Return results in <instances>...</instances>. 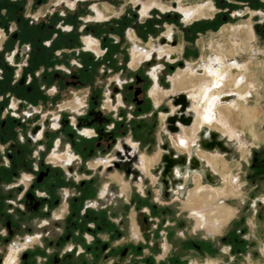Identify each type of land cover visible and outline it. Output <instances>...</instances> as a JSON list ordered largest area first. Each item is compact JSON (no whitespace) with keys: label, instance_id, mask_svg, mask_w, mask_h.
Wrapping results in <instances>:
<instances>
[{"label":"rangeland","instance_id":"rangeland-1","mask_svg":"<svg viewBox=\"0 0 264 264\" xmlns=\"http://www.w3.org/2000/svg\"><path fill=\"white\" fill-rule=\"evenodd\" d=\"M171 1L153 2L166 11L171 8ZM200 4L201 1L197 0L183 7L192 8ZM202 4L212 3L206 0ZM216 9L211 17L217 11V14H222L219 7ZM234 14H239V18H232L224 24L219 17L213 28L196 34L192 32L188 36L184 35L185 30L171 21H166L162 31L145 42L134 41L135 36L132 35V44H121L114 49L110 59L100 60L101 65L93 69L84 89L69 88L53 98L54 105L49 107L52 115L58 113L59 107L69 109L78 97L86 104L88 96L97 94L99 105L95 106L93 115H86L83 120L88 124L85 128L94 134L92 138L80 136L69 125L67 133L70 136L62 140L56 154H65L66 149L75 143L77 149L73 152L78 161L68 169L66 165L58 164L62 166L57 168L58 179L55 174L52 176L56 178H46L56 182L57 188L49 189L44 182L37 185L49 190L54 200L59 201L58 205L50 207L41 202L39 210L32 212V205L26 198L17 201L21 192L17 197L15 189H12L11 200L3 195L0 201V264H6L12 250L18 251L14 264H224L226 245L230 247V255L236 257V264H264V40L256 34V19L251 12L246 17H242L240 11ZM191 22L182 20L184 25ZM233 27L252 28L253 35L237 37L230 32L231 37H222L223 51H211L213 45L221 43L222 29ZM170 34L183 51L176 54L177 62L173 65L165 58L159 61L163 69L158 83L163 91L172 89L171 78L175 74L176 78H196L193 71L218 51L224 66L234 62L242 67L239 74L245 77L248 88L251 87L247 89L251 96L246 104L253 108V113L247 124L242 123L241 114L232 116L230 122L235 121V124L232 123L233 127L229 129L222 114L217 112V123L226 133L223 138L230 146V152L223 153L222 159L218 158L223 166L224 163L227 165L226 170L220 167L216 171L204 162L203 170L212 173L214 185L203 180L196 186L193 176L188 180L182 177L178 185L182 189L172 190L167 198L160 195L159 169L162 163L159 161V146L168 144L172 148L171 140L178 141L179 138L170 136L161 118L162 114L173 112L171 99L166 97L156 105L150 96L153 86L150 73L159 63L154 58L162 45L160 38ZM135 46L151 51L153 57L136 70L130 67ZM229 50L233 51L232 56L228 55ZM88 65L92 66V63L87 62ZM187 65L193 71H178ZM232 73L237 71L234 69ZM178 91L188 92L191 96L197 95L199 88L178 89L173 94ZM119 95L122 103H119ZM164 95L159 93L158 99ZM233 100L237 101L238 97ZM191 103L197 104L198 100ZM33 121V118L26 121L24 137L29 134ZM42 121L43 118L39 122ZM185 132L189 138H186L187 145L181 147L187 156L189 151L193 153L196 150L192 140L195 131L186 129L182 136ZM50 138L48 135L45 140ZM176 143L173 142L174 149L178 145ZM26 144L23 146L33 153L28 163L30 168L38 161L34 152L37 148L30 149ZM131 144H135L133 151ZM40 145L46 149L39 157L44 163H53L54 166L52 145L46 146L44 141ZM121 148L128 149L136 159L119 167L115 159ZM143 157L151 160L153 176L145 171ZM97 162H111L117 165V169L107 170L103 165L96 166ZM115 174L118 175L115 177ZM182 174L184 176L183 171ZM227 176L239 190L214 199L210 204L205 202L207 196L201 187L213 185L212 189H222L223 179ZM29 178V173L20 169L10 182L0 184V191L2 187L7 189L21 182L27 186ZM112 189L116 191V197ZM67 192L69 197L66 200L62 194ZM40 197L37 194L35 199ZM9 201L15 204L11 207ZM219 206H225L232 215L226 223L214 228L213 218L216 216L212 214L218 212ZM208 215L211 216L208 218Z\"/></svg>","mask_w":264,"mask_h":264},{"label":"flooded vegetation","instance_id":"flooded-vegetation-1","mask_svg":"<svg viewBox=\"0 0 264 264\" xmlns=\"http://www.w3.org/2000/svg\"><path fill=\"white\" fill-rule=\"evenodd\" d=\"M148 1L0 0V162H2L0 184L10 182L18 175L20 169L26 170L30 176L29 180L26 179L30 183L26 184L27 186L21 182L7 189L2 187L0 201L4 198L3 195L11 200L13 198L12 189H15L17 197L21 192L17 201L26 198L32 205V212L38 211L45 202L50 207L59 204V201L51 196L52 193L49 190L39 188L37 185L44 182L43 184L50 187L49 189L57 188L56 182H50L49 179H53L52 174L57 175V178H54L58 179L59 170L57 168L62 167L58 164H64L68 169L78 161V157L73 152L77 149L75 143L73 147L66 149L65 154L57 155L56 153L62 145V140L70 136L67 133L69 125L77 131L78 135L86 138L93 137L94 131L85 128L88 124H84L83 120L86 115L94 114L99 100L97 94L91 95L88 96L85 104L78 97L69 109L59 107L58 113L52 115L49 109L54 105L53 98L69 88L84 89L85 82H89V75L93 74V69L101 65L100 60L110 59L114 49L116 50L119 45L132 44V35L135 36L134 41L145 42L160 33L166 21H171L185 30L184 35L188 36L192 32L196 34L204 29L213 28L219 17L224 20V24L232 18H239V14L234 13L240 11L242 17H246L250 12L253 14L256 19V34L264 40V19H261L264 18V0H210L213 5H204L202 3L206 0H200L201 4L192 6V8H184L183 5L188 6L197 0H172L169 4L171 8L166 11L156 6L154 0ZM166 1L168 0H161V2ZM216 6L221 9L222 14H217L219 13L217 11L211 17L212 12L217 10ZM182 20L192 22L190 25H184ZM230 32L237 37L253 35L252 28H223L221 43L213 45L211 51H223L222 37H229ZM159 41L162 45L157 49V56L154 59L159 62L165 58L169 64L176 63V54L183 51V47L177 45L176 38L172 34L167 37L162 36ZM149 46L151 47V44ZM219 52L217 51L214 57L207 60L203 58L206 62L199 65L195 71L190 65L178 71L192 70L195 75H203L208 64L219 58ZM151 59H153L151 51L135 46L130 67L136 70ZM87 62H91L92 66H87ZM188 66L190 68H187ZM223 67L222 63L220 73ZM162 69L163 65L159 62L150 73L153 80L150 96L156 105L166 97L171 99L173 112L162 114L161 118L164 116L162 120L165 129L171 137L176 138V134L168 129V123L178 113V108L183 101L182 97L190 95L188 92H179L177 95L168 94L173 89L172 80L176 78V74L171 78L172 89L163 91L158 83ZM176 80L179 81L178 78ZM119 84L121 87L120 81ZM159 93L165 94L160 100L158 99ZM118 98L119 103H122V96L119 95ZM188 99L192 101L190 97ZM69 114L73 117H69ZM188 114L192 117L190 110ZM30 118L34 119L33 126L29 134H25L24 137L25 123ZM41 118H43L42 123L39 122ZM48 135L52 138L45 140ZM20 136L22 138H19ZM24 141L28 143L26 145L30 149L37 148L34 152L36 157L38 155V161L30 168H28V163L33 153L23 146ZM43 141L46 146L52 145L54 166L53 163H44L39 157L46 149L40 145ZM171 141L172 148L163 143L164 146H159V149L163 153L175 151L173 142L179 144V140ZM131 148L132 151L135 150V144H131ZM123 159L129 162L136 158L128 153V149L121 148L115 159L119 167H122L119 160ZM97 165H103L107 170L117 169V165L111 162H97ZM47 177L49 179L46 180ZM162 181L163 179L160 183ZM42 190L45 193H42ZM111 192L114 193V197L117 196L114 189ZM37 194L41 195L40 199H35ZM62 196L67 200L69 193H63ZM9 204L12 207L15 202L9 201ZM1 215L6 216L3 213Z\"/></svg>","mask_w":264,"mask_h":264},{"label":"bare ground","instance_id":"bare-ground-1","mask_svg":"<svg viewBox=\"0 0 264 264\" xmlns=\"http://www.w3.org/2000/svg\"><path fill=\"white\" fill-rule=\"evenodd\" d=\"M198 11H200V9H198ZM223 47L224 45L222 48ZM232 54L233 51L229 50L228 55L232 56ZM222 63L223 60L218 58L214 62L208 64L205 74L196 75V78L190 77L188 80L177 77L181 82L176 79L172 81L174 86L172 91L168 94H173L178 89L186 90V88H193L195 90L199 88L197 95L195 93L190 96L193 101L197 102L198 100V103L192 104L188 99L189 96L185 98L182 97L183 101L178 108V113L175 114L176 116L170 119L168 123V129L178 136L180 143L175 146V151L163 153V151L160 150L159 161L162 165L159 169V173L161 175L160 179H163L162 183H160V195H164L168 198L170 197L172 190H175L176 188L182 189V187L178 186L182 177L188 180L190 176H193L196 186H199L203 180H206V182L211 184L215 183L212 173L208 170H203L202 166L204 162L210 164L212 166L211 168L214 170L220 167H223L224 171L226 170L227 165L224 163L223 166V163L221 164L218 161V158H221L223 153H229L230 146H228L223 138V134L226 133L222 131L221 126L217 123V112L222 114V117H224V120L226 121L225 125H227L229 129H232V123L235 122H230V119L234 115L241 114L243 116L242 123L244 124L249 123L251 120L250 118L253 113V108H248L246 104L248 98L251 96L247 89H250L251 87L248 88L249 85L244 81L245 77L240 76L239 74L242 67L237 63L228 66H224L223 64L224 67L221 69L222 71L220 73V66ZM187 68L190 67L188 66ZM234 69L237 73H232V70ZM235 97H238L237 101L233 100ZM188 110L193 113L192 117L189 116ZM162 118L164 119V116H162ZM234 124L235 123H233V125ZM186 129L195 131V136L192 140L193 146L196 147V150L193 153H191L192 151H189L188 155L184 156L185 149H182L181 146L187 145V139L189 138L187 133L185 132V136H182L183 131ZM230 132L232 133V131ZM119 161L122 165L127 162L126 159ZM142 162L145 171L151 174V160L147 157H143ZM181 167L183 168L182 170ZM116 175L118 174H115L114 176L116 177ZM151 176L153 175L151 174ZM223 182L224 187L222 189H220L221 187L212 189L214 184L212 186L206 184L207 187H201V191L207 196L205 202L210 204L214 199L216 200L221 196H227L230 193H235L239 190L237 189V186L233 184L232 179L228 176L224 177ZM212 215L216 216L213 218V227L219 228L222 223L232 215V211L226 209L225 206H219L218 212L213 213ZM210 216L211 215H208V218ZM17 252V250L11 251L6 264H14Z\"/></svg>","mask_w":264,"mask_h":264},{"label":"crops","instance_id":"crops-1","mask_svg":"<svg viewBox=\"0 0 264 264\" xmlns=\"http://www.w3.org/2000/svg\"><path fill=\"white\" fill-rule=\"evenodd\" d=\"M231 233H234V232H231ZM221 235L223 236V234H221ZM224 249H225L224 250V254H225V257H226V261H224V264H236L235 263L236 257L230 255V247L226 245V246H224Z\"/></svg>","mask_w":264,"mask_h":264}]
</instances>
